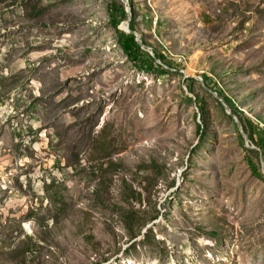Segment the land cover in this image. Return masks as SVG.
Segmentation results:
<instances>
[{
    "label": "rangeland",
    "instance_id": "obj_1",
    "mask_svg": "<svg viewBox=\"0 0 264 264\" xmlns=\"http://www.w3.org/2000/svg\"><path fill=\"white\" fill-rule=\"evenodd\" d=\"M113 1L0 0V264H264V0Z\"/></svg>",
    "mask_w": 264,
    "mask_h": 264
},
{
    "label": "trees",
    "instance_id": "obj_2",
    "mask_svg": "<svg viewBox=\"0 0 264 264\" xmlns=\"http://www.w3.org/2000/svg\"><path fill=\"white\" fill-rule=\"evenodd\" d=\"M118 3V4H117ZM128 3L131 5V19H130V27L133 30H136L135 26V6L132 0H128ZM129 18V13L126 9V6L123 3H119V1H113L111 5V21L117 28V42L127 58L139 64V66L147 69V70H163V65H168L169 67H174L175 65L166 58V56L157 51L154 47V53L151 54L148 50L141 46V44L136 40V34L132 31L128 32L119 28L120 24L124 22L121 26L125 29V22ZM141 42L145 45L149 44L145 41V38L142 36ZM159 59L158 63L156 60ZM227 103L230 105L232 112L235 113L242 125V129L247 133V136L254 141L255 144L259 147L262 155H264V136H259L257 139H254L253 132L256 127H258V123L253 121V119L249 116H242L239 114V110L237 105L233 102V100L229 97H224ZM203 109V106H200ZM264 135V134H263ZM255 150V149H251ZM250 166L252 167L253 173L258 175L259 177H263V173L261 171V167L253 160L249 159Z\"/></svg>",
    "mask_w": 264,
    "mask_h": 264
},
{
    "label": "water",
    "instance_id": "obj_3",
    "mask_svg": "<svg viewBox=\"0 0 264 264\" xmlns=\"http://www.w3.org/2000/svg\"><path fill=\"white\" fill-rule=\"evenodd\" d=\"M124 3H126V5H127V11H128V13L131 15V7H130V3H128V0H122ZM129 15V18H128V20L126 21V30L128 31V32H130V31H132V32H134L135 34H136V40L141 44V46H143V43L141 42V35H140V33L138 32V31H136V30H133V29H131V27H130V19H131V16ZM151 54H153L152 52H150ZM223 101H224V103H225V105H226V107H227V109H228V111L230 112V113H233L232 112V109H231V107H230V105L226 102V100H224L223 98H221ZM234 117H235V119H236V121H237V124L239 125V127H240V129H241V131H243L242 130V128H241V125H240V122H239V119L237 118V116L236 115H234ZM244 137H245V139L247 140L248 138H247V136L244 134Z\"/></svg>",
    "mask_w": 264,
    "mask_h": 264
},
{
    "label": "built area",
    "instance_id": "obj_4",
    "mask_svg": "<svg viewBox=\"0 0 264 264\" xmlns=\"http://www.w3.org/2000/svg\"><path fill=\"white\" fill-rule=\"evenodd\" d=\"M180 59V55H179V57H178V60Z\"/></svg>",
    "mask_w": 264,
    "mask_h": 264
}]
</instances>
